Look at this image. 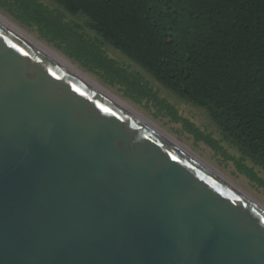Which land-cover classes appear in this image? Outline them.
I'll list each match as a JSON object with an SVG mask.
<instances>
[{
    "label": "water",
    "instance_id": "1",
    "mask_svg": "<svg viewBox=\"0 0 264 264\" xmlns=\"http://www.w3.org/2000/svg\"><path fill=\"white\" fill-rule=\"evenodd\" d=\"M0 264H264V211L0 20Z\"/></svg>",
    "mask_w": 264,
    "mask_h": 264
},
{
    "label": "trees",
    "instance_id": "2",
    "mask_svg": "<svg viewBox=\"0 0 264 264\" xmlns=\"http://www.w3.org/2000/svg\"><path fill=\"white\" fill-rule=\"evenodd\" d=\"M15 1L25 21L66 31L68 54L84 65L120 74L101 46L118 50L264 168V0H50L81 26H62L37 0Z\"/></svg>",
    "mask_w": 264,
    "mask_h": 264
},
{
    "label": "rangeland",
    "instance_id": "3",
    "mask_svg": "<svg viewBox=\"0 0 264 264\" xmlns=\"http://www.w3.org/2000/svg\"><path fill=\"white\" fill-rule=\"evenodd\" d=\"M37 2L61 16L62 26L83 25L82 16H72L50 0ZM0 14L128 103L264 205V168L245 155L239 146L227 140L204 109L164 88L150 74L108 44L101 46L103 55L121 68L122 73L116 74L107 67L94 64L84 65L68 54L73 50V40L66 31L51 29L49 25L37 24L34 20L25 21V14L15 0H0ZM79 32L93 37V33L86 30Z\"/></svg>",
    "mask_w": 264,
    "mask_h": 264
},
{
    "label": "bare ground",
    "instance_id": "4",
    "mask_svg": "<svg viewBox=\"0 0 264 264\" xmlns=\"http://www.w3.org/2000/svg\"><path fill=\"white\" fill-rule=\"evenodd\" d=\"M0 20L2 22H4L5 24H7L8 26H10L11 28H13L14 30H16L17 32H19L20 34H22L23 36H25L27 39H29L33 43H35L41 49H43L44 51H46L48 54H50L51 56H53L55 59H57L59 62H61L62 64H64L66 67H68L70 70H72L73 72H75L77 75H79L80 77H82L88 83H90L95 88H97L102 93H104L106 96H108L109 98H111L117 104H119L124 109H126L131 114H133L135 117H137L142 122H144L145 124H147L153 130H155L160 135H162L164 138H166L171 143H173L178 148H180L182 151H184L189 156H191L192 158H194L196 161H198L200 164H202L203 166H205L211 172H213L214 174H216L219 178H221L223 181H225L227 184H229L231 187H233L235 190H237L239 193H241L244 197H246L248 200H250L252 203H254L256 206H258L260 209H262L264 211V205H262L256 199H254L253 196H250L247 192H245L239 186H237L236 184H234L227 177H225L224 175H222L214 167H212L210 164H208L203 159H201L196 154H194L190 149H188V147H186L183 144H181L175 138H173L172 136H170L169 134H167L166 132H164L163 130H161L160 128H158L155 124H153L148 119H146L144 116H142L140 113H138L137 111H135L128 103H126L121 98H118L117 96H115L114 94H112L110 91H108L107 89H105L103 86H101L100 84H98L96 81H94L93 79H91L90 77H88L84 72H82L80 69H78L76 66H74L71 62H69L68 60H66L64 57H62L61 55H59L58 53H56L54 50H52L51 48H49L48 46H46L42 42H40L37 39H35L33 36L29 35L27 32H25L24 30H22L19 26H17L16 24H14L13 22H11L10 20H8L7 18H5L4 16H2L1 14H0Z\"/></svg>",
    "mask_w": 264,
    "mask_h": 264
}]
</instances>
